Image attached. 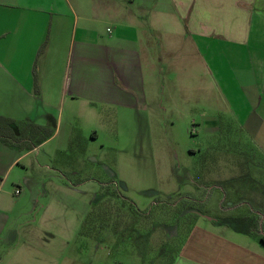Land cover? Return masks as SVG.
<instances>
[{
	"label": "rangeland",
	"instance_id": "1",
	"mask_svg": "<svg viewBox=\"0 0 264 264\" xmlns=\"http://www.w3.org/2000/svg\"><path fill=\"white\" fill-rule=\"evenodd\" d=\"M169 41L178 48L156 60L138 110L97 104L79 117L62 113L58 137L38 149L40 167L26 173L30 194L24 191L13 212L20 248L9 261L173 264L194 222L206 224L199 217L264 218V155L255 131L223 122L225 73L214 74L216 82L209 73L208 43L200 44L201 65L193 68L191 42ZM215 114L216 131L204 130V117ZM262 221L253 224L264 236Z\"/></svg>",
	"mask_w": 264,
	"mask_h": 264
},
{
	"label": "crops",
	"instance_id": "2",
	"mask_svg": "<svg viewBox=\"0 0 264 264\" xmlns=\"http://www.w3.org/2000/svg\"><path fill=\"white\" fill-rule=\"evenodd\" d=\"M170 35L191 42L193 68L208 43L209 73L215 82L225 73L223 122L255 131L264 155V0H0V116L54 129L28 152L0 143V264H20L8 260L22 232L13 212L30 194L26 173L39 166L38 149L58 137L62 113L79 117L97 104L138 110L156 60L178 48ZM219 118L205 116L203 129L216 131ZM227 217H199L206 224L194 222L173 264H264L252 215ZM227 228L252 242L234 240Z\"/></svg>",
	"mask_w": 264,
	"mask_h": 264
},
{
	"label": "trees",
	"instance_id": "3",
	"mask_svg": "<svg viewBox=\"0 0 264 264\" xmlns=\"http://www.w3.org/2000/svg\"><path fill=\"white\" fill-rule=\"evenodd\" d=\"M41 51L42 48L40 49ZM53 135L54 129L50 125L38 126L0 116V143L20 153L33 150ZM255 219H262V223H264V218L252 216L250 220L253 226L252 231L259 238L260 242L264 244V236L260 234L259 229L253 224Z\"/></svg>",
	"mask_w": 264,
	"mask_h": 264
},
{
	"label": "built area",
	"instance_id": "4",
	"mask_svg": "<svg viewBox=\"0 0 264 264\" xmlns=\"http://www.w3.org/2000/svg\"><path fill=\"white\" fill-rule=\"evenodd\" d=\"M14 194H15V195H18V194H19V189H16V190L14 191Z\"/></svg>",
	"mask_w": 264,
	"mask_h": 264
}]
</instances>
